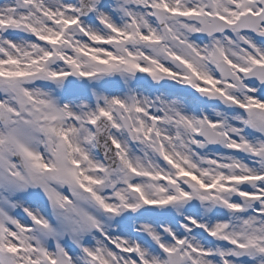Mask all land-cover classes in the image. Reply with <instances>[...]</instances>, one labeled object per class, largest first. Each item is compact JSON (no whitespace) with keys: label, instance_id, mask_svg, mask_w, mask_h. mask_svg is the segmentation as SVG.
I'll use <instances>...</instances> for the list:
<instances>
[{"label":"snow or ice","instance_id":"1","mask_svg":"<svg viewBox=\"0 0 264 264\" xmlns=\"http://www.w3.org/2000/svg\"><path fill=\"white\" fill-rule=\"evenodd\" d=\"M0 264H264V0H0Z\"/></svg>","mask_w":264,"mask_h":264}]
</instances>
